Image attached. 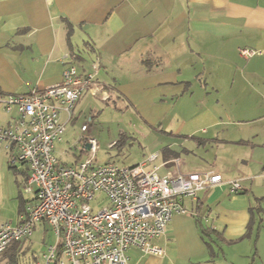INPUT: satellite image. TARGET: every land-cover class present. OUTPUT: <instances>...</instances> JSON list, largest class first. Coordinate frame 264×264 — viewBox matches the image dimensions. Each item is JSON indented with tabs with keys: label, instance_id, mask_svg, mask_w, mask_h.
<instances>
[{
	"label": "crops",
	"instance_id": "crops-1",
	"mask_svg": "<svg viewBox=\"0 0 264 264\" xmlns=\"http://www.w3.org/2000/svg\"><path fill=\"white\" fill-rule=\"evenodd\" d=\"M241 48L259 53L244 58ZM70 64L93 73L103 92L84 91L70 120L60 113L64 133L78 114L93 120L98 96L126 102L159 137L127 166L144 162L163 175L180 157L183 171L216 170L242 185L184 198L187 212L151 240L164 253L131 247L126 264H264V0H0V96L59 83ZM17 117L0 104V125ZM63 135L54 155L76 165L82 160L68 162L66 150H86L85 135L70 143ZM19 163L0 142V222L18 223L34 200L22 194L28 170ZM26 239L0 264H21Z\"/></svg>",
	"mask_w": 264,
	"mask_h": 264
},
{
	"label": "built area",
	"instance_id": "built-area-1",
	"mask_svg": "<svg viewBox=\"0 0 264 264\" xmlns=\"http://www.w3.org/2000/svg\"><path fill=\"white\" fill-rule=\"evenodd\" d=\"M257 53L253 48L239 49L244 58ZM84 91L101 93L103 87L93 73L79 74L70 64L59 83L0 96V104L18 114L8 125H0V142L10 150L13 162L26 165L24 191L34 194L18 223L0 222V254L44 222L52 228L55 241L46 246L42 264L54 260L58 264H126L131 247L162 255L164 248L151 240L166 232L174 214L187 212L184 198H195L199 190L222 183L231 192L242 189L238 178L224 180L216 170L183 171L180 157L172 158V167L163 175L156 166L147 169L144 162L99 164L98 143L91 135L81 137L88 158L76 165L58 161L54 147L65 130L60 113L70 120ZM81 130L86 131L87 125ZM101 197L108 202L94 209L91 203Z\"/></svg>",
	"mask_w": 264,
	"mask_h": 264
},
{
	"label": "rangeland",
	"instance_id": "rangeland-1",
	"mask_svg": "<svg viewBox=\"0 0 264 264\" xmlns=\"http://www.w3.org/2000/svg\"><path fill=\"white\" fill-rule=\"evenodd\" d=\"M98 98L95 103L98 111L93 113V120L89 119L88 112L83 115L78 114L76 126L69 124L67 127L63 135L64 141L70 143L73 138L77 139L87 134L92 135L98 143L96 162L99 164L126 165L139 162L157 148L159 137H156V134L144 125L137 113L138 111H135L133 106L126 102H113L112 100L105 102ZM83 124L87 125V131L80 130ZM71 131H74L75 136H71ZM79 144L82 146V143ZM77 147L79 148L71 147L70 150H66L65 156L68 162H74L77 157L81 160L88 158V152L86 150L81 151L80 146ZM16 165L20 166L19 161H16ZM22 194L24 197L29 196L24 191ZM107 202V199L101 197L92 202L91 205L94 209H98ZM44 226L47 228L45 229ZM54 241L53 231H50L47 224L40 223L31 236L23 241L24 245H21L24 246L20 257L21 264L27 262L28 264H36L38 261H42V255L48 245L46 243H53Z\"/></svg>",
	"mask_w": 264,
	"mask_h": 264
},
{
	"label": "trees",
	"instance_id": "trees-1",
	"mask_svg": "<svg viewBox=\"0 0 264 264\" xmlns=\"http://www.w3.org/2000/svg\"><path fill=\"white\" fill-rule=\"evenodd\" d=\"M20 241H21V240H20ZM20 241H17V242H20ZM17 242H13V243L15 244V243H17ZM13 243H11V244H13ZM11 244H10V245H11Z\"/></svg>",
	"mask_w": 264,
	"mask_h": 264
}]
</instances>
